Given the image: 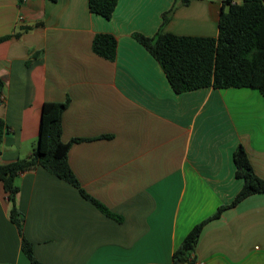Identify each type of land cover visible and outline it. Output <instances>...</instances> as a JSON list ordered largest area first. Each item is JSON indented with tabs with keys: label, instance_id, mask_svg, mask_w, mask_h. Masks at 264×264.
<instances>
[{
	"label": "crops",
	"instance_id": "1",
	"mask_svg": "<svg viewBox=\"0 0 264 264\" xmlns=\"http://www.w3.org/2000/svg\"><path fill=\"white\" fill-rule=\"evenodd\" d=\"M222 0H117L106 19L87 0H0V164L36 145L41 105L64 101L61 139L76 187L40 166L15 177L22 235L43 264H173L196 224L242 187L241 145L264 179V96L253 86L175 92L133 33L215 36ZM166 14L163 21L162 15ZM116 39L113 60L92 51ZM0 181V264H30ZM202 264H264V192L208 219L196 241Z\"/></svg>",
	"mask_w": 264,
	"mask_h": 264
},
{
	"label": "trees",
	"instance_id": "2",
	"mask_svg": "<svg viewBox=\"0 0 264 264\" xmlns=\"http://www.w3.org/2000/svg\"><path fill=\"white\" fill-rule=\"evenodd\" d=\"M186 4L190 0H179ZM117 0H87L91 12L108 19ZM163 21L166 14L162 15ZM17 33L0 36V42ZM133 37L157 60L175 92L199 87L214 88L253 86L264 96V0H222L215 36L177 35L162 30L153 36L133 33ZM116 39L109 33H97L92 39V51L113 60ZM3 83L0 80V102ZM64 101H45L41 105L35 147L25 157L0 164V181L11 201L9 218L20 233V247L30 264H43L35 258L31 243L22 235L23 216L14 205L18 187L14 180L23 170L40 166L76 187L81 196L95 204L107 215L111 213L90 197L80 186L70 169L67 151L72 141L61 139V113ZM7 131L0 117V140ZM234 174L243 180L242 187L227 205L219 206L206 220L196 224L187 233L172 254L173 264H192L196 241L203 224L218 217L223 209L237 204L246 196L264 192V179L252 171L241 145L232 153ZM112 216V215H111Z\"/></svg>",
	"mask_w": 264,
	"mask_h": 264
},
{
	"label": "built area",
	"instance_id": "3",
	"mask_svg": "<svg viewBox=\"0 0 264 264\" xmlns=\"http://www.w3.org/2000/svg\"><path fill=\"white\" fill-rule=\"evenodd\" d=\"M192 264H202V262L197 261V260L194 259V260L192 261Z\"/></svg>",
	"mask_w": 264,
	"mask_h": 264
}]
</instances>
